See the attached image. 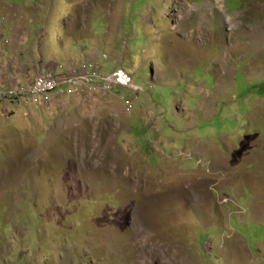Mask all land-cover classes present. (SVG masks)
Listing matches in <instances>:
<instances>
[{"label": "rangeland", "instance_id": "374dc122", "mask_svg": "<svg viewBox=\"0 0 264 264\" xmlns=\"http://www.w3.org/2000/svg\"><path fill=\"white\" fill-rule=\"evenodd\" d=\"M4 15L0 66L25 45L5 57L15 91L87 63L135 85L0 99V264H264V0H0Z\"/></svg>", "mask_w": 264, "mask_h": 264}, {"label": "built area", "instance_id": "2783aa9c", "mask_svg": "<svg viewBox=\"0 0 264 264\" xmlns=\"http://www.w3.org/2000/svg\"><path fill=\"white\" fill-rule=\"evenodd\" d=\"M71 67V66H70ZM60 72L44 69L30 84L19 91L9 89L5 94L0 93V99L4 103L9 100H20L24 105H51L60 97L70 93H78L87 87L91 89L95 82L100 83L107 91L119 85L122 88H132L135 85L133 76L119 71L114 74L100 75L93 63L83 64L77 69H67L59 66Z\"/></svg>", "mask_w": 264, "mask_h": 264}, {"label": "crops", "instance_id": "0c3cea01", "mask_svg": "<svg viewBox=\"0 0 264 264\" xmlns=\"http://www.w3.org/2000/svg\"><path fill=\"white\" fill-rule=\"evenodd\" d=\"M1 18H3L4 23L3 22L1 23L0 29L5 31V29L9 28L8 26H5V15ZM9 29L11 30V28H9ZM23 46H25V45H23V43L20 41L17 43H13L11 40H9L7 42V45L5 46V49H6L7 53L9 54V56H6V54L4 53L5 51H3V50L1 51V55L3 57L4 64L0 66V83L2 85L7 86L8 88L11 85H19L20 83H19V80L16 78L17 72H14L15 70L14 71L13 70H10V71L7 70V66L11 65V64L6 60L10 58L9 60L11 61V58H13V55H14V57L18 55L20 57V59H22V53H21V50H19V49H20V47L22 48ZM5 57H7L6 60H5ZM5 61H6V63H5ZM22 65H20V66H22ZM56 67H54L52 70L51 69L50 70L51 71L57 70V72H60L59 66L57 68ZM67 69L69 70V67ZM10 88H12V87H10Z\"/></svg>", "mask_w": 264, "mask_h": 264}, {"label": "bare ground", "instance_id": "6f19581e", "mask_svg": "<svg viewBox=\"0 0 264 264\" xmlns=\"http://www.w3.org/2000/svg\"><path fill=\"white\" fill-rule=\"evenodd\" d=\"M136 207V206H135ZM155 207V206H154ZM151 208V207H150ZM146 215V214H145Z\"/></svg>", "mask_w": 264, "mask_h": 264}]
</instances>
